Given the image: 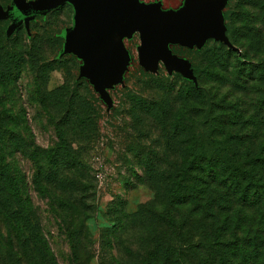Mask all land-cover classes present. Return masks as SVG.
Returning <instances> with one entry per match:
<instances>
[{"label":"rangeland","instance_id":"1","mask_svg":"<svg viewBox=\"0 0 264 264\" xmlns=\"http://www.w3.org/2000/svg\"><path fill=\"white\" fill-rule=\"evenodd\" d=\"M234 1L0 0V43L23 53L42 43L39 62L53 60L58 65L48 75L47 92L61 87L77 92L94 115L90 142L78 147L81 169L73 174L77 191L73 197L58 186L45 191L34 184L31 149L55 148L59 131L77 137L57 128L63 111L56 110V101L39 97L38 74L30 65L23 67L16 82L0 86L1 103L14 115L7 161L18 182L19 200L31 212L25 216L14 204L13 218H0V264L13 259L27 264L24 251L29 244L23 238L29 235L28 224L40 239L47 264H141L152 256L154 264L164 261L161 246L154 248L145 236L152 227L150 219L127 220L123 226H117V220L124 218L122 213L135 214L154 197L145 163L157 169L163 163L167 170L171 162L156 112L160 107L165 122L172 120L176 97L169 88L177 84L176 90L189 101L179 107H183L181 119L186 111L212 107L232 120L236 116L239 125L232 128L239 134L235 142L241 153L264 143V115L257 111L264 80L244 78L246 84H237L231 62L224 69H213L217 75L194 70L199 62L191 52L205 45L223 44L240 61L245 50L251 51L246 41L233 45L227 35L224 13ZM255 54L256 58L250 57L253 61L264 53L259 48ZM189 83L206 97L185 94ZM23 143L34 147L24 150ZM68 204L77 213L69 211ZM253 214L252 222L242 228L251 233L258 227L256 211ZM168 218L166 214L165 219L154 220L153 227L163 232L159 243L169 249L167 240L173 236ZM199 219L192 226H200ZM206 225L217 227L212 221ZM115 226L118 231H112ZM244 235L239 233L238 238ZM198 242V237L182 240L188 245L180 264L198 263L199 254L192 249ZM235 254L226 264H258L250 253Z\"/></svg>","mask_w":264,"mask_h":264},{"label":"trees","instance_id":"2","mask_svg":"<svg viewBox=\"0 0 264 264\" xmlns=\"http://www.w3.org/2000/svg\"><path fill=\"white\" fill-rule=\"evenodd\" d=\"M224 18L227 35L232 44L246 41L249 47L252 46L251 51L242 50L243 60L240 61L236 52L223 44L205 45L202 49L191 52L194 53L193 60L199 62V65H194L196 74L217 75L212 72L213 69H224L226 63L231 62L229 67L237 78V84H246L244 78L250 82H261L264 80V54L256 61L252 59L257 57L256 54L253 56L257 49L261 48L264 53V0H235L224 13ZM42 47V43H37L30 52L23 53L16 52L15 46L5 47L1 42L0 86L16 82L23 67L30 65L38 74L36 82L39 97L56 101V110L63 111L62 121L57 128L73 132L77 137L75 140L59 131V142L55 148L39 151V148H32L33 144L26 143L21 144V147L24 150L32 148L30 159L36 169L34 184L37 187L48 191L49 186H58L73 197L78 188L73 174L81 169L78 147L90 142L88 135L94 129V115L87 99L77 95V92L68 91L66 87L47 92L48 75L58 65L53 60L42 59L39 62L38 54L42 53ZM200 67L202 71H199ZM176 87L177 84L169 88L176 97L171 109L173 114L170 112L173 115L172 120H168V124L165 122L164 116L160 114V107L156 108V112L161 119H157L155 115L161 132L167 135L171 160L169 167L165 170L162 168L163 163H160L157 169L145 163L143 169L149 177L154 197L147 205L140 206L135 214L122 213L124 218H118L117 226L125 225L127 220L150 219L152 227L146 231L145 236L151 239L154 248L161 246L164 257L161 264H180L181 259L184 260L188 245L182 244V240L188 237L199 239L193 246L192 243L189 244L199 254L197 264L229 263L237 255L235 251L250 253L254 263L264 264V143L255 145V149L248 146L247 152L241 153L235 142L239 141V134L232 128L239 125L236 116L232 120V116L216 113L212 107L186 111V117L181 119L183 113L180 110L183 107H179L182 102L186 105L189 101ZM203 93L196 90L191 83L185 89V94H196V98L201 100L206 97ZM1 101L0 96V218H13L14 204L19 213L29 216L31 212L19 200L16 187L18 182L16 183L7 161L14 115ZM257 108L264 115V94L258 100ZM19 120L17 118L18 123ZM68 209L77 213L74 205L68 204ZM254 211L257 214L258 227L251 233L250 230L242 228L245 222H252ZM166 214H169L173 236L169 238L170 241L167 240L169 249L162 242L159 243L163 232L153 227V221L165 219ZM198 218L201 220L200 226H192V222ZM209 221L217 227L207 226ZM28 230L29 235L23 238L24 244H29L28 250L24 251L27 264H47L43 262L46 256L40 246V239L34 237V227L28 224ZM118 230L116 226L112 229ZM239 233L245 235L238 238ZM152 259L153 256L150 259L144 257L141 264H154L150 261ZM6 264L19 262L18 259H13V262Z\"/></svg>","mask_w":264,"mask_h":264}]
</instances>
